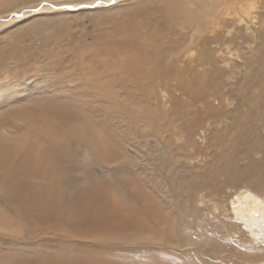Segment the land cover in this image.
I'll list each match as a JSON object with an SVG mask.
<instances>
[{"label": "rangeland", "instance_id": "rangeland-1", "mask_svg": "<svg viewBox=\"0 0 264 264\" xmlns=\"http://www.w3.org/2000/svg\"><path fill=\"white\" fill-rule=\"evenodd\" d=\"M195 3L200 6L202 3L204 8L200 14L190 16L189 10ZM201 3L196 0H0V121H3L0 123L3 124L0 126V135L13 138L19 129L25 130L26 126L25 119L13 117L11 115L15 114L4 112L5 110L29 104L37 108L39 102L53 96L56 90V95L62 98L58 104L72 107L76 102L85 113L83 116L98 108L102 112V120L107 117L104 121L108 124L107 132L110 131L117 145L122 142V151L129 155L130 160H125L127 164L121 158L113 161L114 163L100 165L92 159L89 153L91 150L81 146L75 138L66 142L64 149L69 148L72 154L67 158L64 149H60L64 140H48L44 146L54 148L52 157L56 160L53 173L56 170L62 172L61 176L71 190H89L93 183H98L99 187L109 192V198L112 195L119 196L122 202L117 209L124 215H131L135 209L141 208L142 203L136 195L139 186H142L169 212L167 221L170 223L165 224L160 220L153 224L152 221H145L138 230L112 231L113 234L107 233L110 236L108 242L102 243L100 240L101 243H97L95 235L98 229L95 230V225L89 220L66 223L56 213L26 219L29 215L18 208L21 200L15 203L17 207L15 204L11 207L0 188V211L6 205H9L10 210L7 217L0 218V223L8 228L11 224L15 227L14 233L0 226V264H11L14 259L19 263L23 261L24 264H33L38 255L50 254L52 251L55 253L54 250L61 243L66 247H73L74 243L80 247L84 244L87 249L103 248L107 251V259L121 262L122 257L127 258L121 262H126L124 264L149 261L155 254L154 250H162L174 264H186L187 259L188 264H223L219 260L226 264H264V189L260 195L254 194L256 197L240 201L239 197L247 192L243 187L236 193L225 186L221 194H209V188L200 187L204 173L208 169L209 172L214 170L215 166H212L217 162L216 148L212 142L214 134L223 130L232 132L236 129L238 120L248 117L249 112H257L256 105L251 102L252 96H245L249 90L255 95L258 84L246 78L251 74L250 66L256 68L261 64L260 59L257 60L255 49L263 41L264 0H201ZM131 9H138L146 21L149 20L147 17L155 15L161 22L167 13L163 28L166 30L168 26L171 29L169 35H164L157 57L173 69V74L170 73V77L163 82L156 83V88L151 92L144 89L136 91L134 96L117 86L118 95L134 97L132 100L137 108L158 106L163 115L160 123H154L151 127L142 115L136 116L126 108L119 109L118 105L111 108L108 104L114 103V100L109 99L108 103L107 97L97 91L92 92L90 89L92 100L86 97V101L91 100V105H85L77 92L80 89L79 83L75 85L63 75L61 77L63 69L65 71L71 65H76L78 55L87 58V55L106 42L103 40L108 39L110 34H115L118 38L120 29L124 28L126 21L133 15L142 17L130 12ZM160 12L163 13L160 15ZM171 32L177 33L179 39L176 44L180 42L179 45L171 42L178 38ZM197 50L205 54L208 50L207 54L220 69V74L212 82L207 103L196 99L192 91L183 94L182 81L177 77H192L195 70L210 68L208 64H196ZM184 64L189 69L176 75L174 70L185 68ZM57 77L60 82L55 83ZM241 81L243 90L234 92L238 84H242ZM59 84H63L61 89H57ZM132 89L136 90L134 84ZM216 92L219 99L212 97ZM143 102L150 106L142 104ZM100 115L94 114L91 118L101 119ZM135 117L139 118L135 120ZM260 117L258 112V121ZM133 121L135 123L132 124ZM258 123L254 119L252 124ZM252 132L253 128L247 126L248 138L253 137ZM29 142L38 146L37 149L42 146L38 137ZM238 145L241 146L242 143L239 141ZM258 154L255 156H260ZM30 173L31 170L20 177V183H27L28 191L37 193L38 198L47 199L53 185H58L44 187L49 176L54 174L48 170L45 175L41 172L39 177L36 174L26 176ZM119 175L121 179L118 178ZM218 178L222 179L223 176L219 174ZM129 188H134L137 192L134 189L130 191ZM60 207L63 206L53 204V208ZM42 208L39 204L34 207L36 211ZM251 215L258 216L262 221L251 226L246 220ZM177 222L180 230L185 233L180 245L163 243V238L148 239L157 230L158 224L174 226ZM62 225L68 235L66 238L60 237ZM70 232L76 234L75 239H69ZM79 234L85 235L87 239ZM118 250L122 253L119 257L115 253Z\"/></svg>", "mask_w": 264, "mask_h": 264}, {"label": "bare ground", "instance_id": "bare-ground-1", "mask_svg": "<svg viewBox=\"0 0 264 264\" xmlns=\"http://www.w3.org/2000/svg\"><path fill=\"white\" fill-rule=\"evenodd\" d=\"M196 1H199L201 3V0ZM202 8H204L202 3L201 6L198 3L193 4L189 10L190 16L200 14V12H202ZM130 12L142 15V13L139 12L138 9H131ZM162 13L163 12H160L158 14L161 15ZM163 17L164 19H167V13H165ZM143 18H145L144 15H142V17L133 15L126 21L124 28L120 29V36L118 38L115 34H110V36L113 37L109 36L108 39H104L103 41L106 42L94 52L87 55V58L81 54L78 55V59H75L76 65L73 67L71 65V67L65 71L63 69L61 72V77L63 75L66 80L71 81L74 84L79 83L80 89L77 92L81 95V99L83 98L82 101H84L85 105L90 104V101L92 100L90 92L91 89L92 92L97 91V93L106 96L108 103H110L109 99L114 100V103L112 102V104H108L111 106V108L114 107V105H118L120 106L119 109L126 108L132 111L130 113H135L136 116L137 114L142 115L141 117L144 120L147 119L149 121L150 126L154 125V123H160L163 113L159 111L158 106H153L150 108H141V106V109L137 108L134 106L135 101L132 100L134 99V97L130 98V95H128V97L118 95L117 90L118 86L120 89L128 90V92L133 96L136 91H141L144 89H148L151 92L154 88H156V83H161V81L163 82V80H166L165 78L170 77V73L173 74V69H170V66L167 63H163V61H161L157 57L158 49L162 46L161 41L164 35H169L168 32L171 29H168V26L165 25L167 27L166 30H164V19L160 22L159 18H156L155 15L152 17H147L149 19L148 21L144 20ZM262 33L263 41L255 49L256 55L258 57L257 60L260 59L261 64H259L260 66L256 68L250 66L251 74L248 78H246L248 81H255L258 84V92H256L255 95H252V92H250L249 90L248 94L245 96V98H251L252 96V101H250L256 105L257 112H249L248 117L240 119L238 121L236 120L237 127L236 129L234 128V130L232 129V132L223 130V132H216L217 134H214L212 142L214 143V147L216 148L215 159H217V162H215V164L212 166H215L214 170L209 172L208 169L204 173V180L200 185L201 189L209 188V194H221L225 186H227L228 189H233L237 193V190L243 187L247 190V192L239 197V200L242 201L243 199L248 197H256L254 194L260 195L264 189V26L262 27ZM173 34H175V37H178V35L176 36L177 33L174 32L172 33V35ZM178 39L179 37L177 39H172L171 42L175 45H179L180 42L176 44ZM207 52L209 53L208 50ZM207 52L205 54L203 51L197 50L195 62L197 65L201 66L208 64L210 65L209 69L202 67L199 71L195 70L194 73L192 72L193 79L192 77L177 76L178 79L182 81L181 86L183 89V94L185 92L192 91L196 99L203 101L205 100L206 103L207 101H209L207 98L211 93L212 85L216 80L218 74H220V69L218 68V66H216L215 61L207 54ZM204 55L205 57L203 58ZM186 58L188 60V57ZM183 61H185V59ZM247 64H249V62H247ZM188 69V65H185V68L181 67V69H176L174 70L176 71L174 73H176V75H179ZM39 75L37 74V76ZM57 79L58 80L55 81V83L60 82V79L58 77ZM126 80H130L131 82H127ZM241 83L242 84H238L234 92H241L243 90V81H241ZM66 84H68V82H66ZM133 84L135 85L136 90L132 89ZM62 85L63 84H59V86H57V89H61ZM129 85L130 87H128ZM56 94L57 90L55 91L53 96L50 95L46 98V100L39 102L40 105L37 108L31 107V105L29 104L25 107H13L4 111H8L9 114H15L11 115L13 117H22L26 120H23L24 122H26L25 130L19 129L15 137L5 138L4 136L0 135V188L2 189L3 196L7 197L5 198L7 200V203L11 207H13L18 200H21V206H19L18 208L22 209L25 214L29 215V218L26 219H32L33 217H39L48 213H56L60 217V219L62 221L65 220L66 223H70L69 221L74 220H89V222L93 223L92 225H95L94 229H98V231L100 232L99 233L97 231L95 235L97 243H99L100 240H102V243L108 242L107 239L110 237L108 234H113L112 231H128L135 228H137L138 230L139 228H142L141 224L145 221H152V223L155 224L156 222L161 220L165 224H170L167 221L169 212L166 211L164 207L163 209L161 204L158 202L159 200H157L151 192L147 191L142 186H139L138 195H136V197L138 196V200H140L142 203L140 204V202H138V200L136 199L137 203L141 205V208L135 209L131 215H129V213L128 215H124L122 211V213H120L118 211L119 209H117L119 208L118 204L122 202L119 199V196L112 195L109 198V192H106L103 188L99 187L98 183L95 182L92 184L93 190H83L81 188H75L74 190H71V188L68 186V184H66V181L61 176L63 175L62 172L60 173L55 169L57 172L53 173V166L56 160L52 157L54 148H46L44 146V144H46L48 140H64V144H62L63 147H60V149L63 150L66 146V142H68V140L71 138H75L81 146L87 147L91 150V152L89 153H91L92 159L100 165L113 162L116 159L121 160V158L124 164H127L125 160H130L128 158L129 155H126V153L122 151V142L117 145L116 139H113V135L110 133V131L107 132L106 128L108 124L104 122L107 117L104 119V121L102 120L103 116L100 115L102 113L101 110L97 108L95 110L96 113L95 111H92L83 116V114L85 113L81 110V106H78L76 102L73 106L71 105L72 107H69L65 104H58L57 102H59L60 100L62 101V98H60V96ZM53 97L54 99H52ZM86 97H90L91 100L87 102ZM212 97L219 99L217 92ZM80 103L81 102H79V105ZM142 104L150 106L146 102H143ZM123 112L126 111L124 110ZM216 112L218 113L217 110ZM216 112L213 111V113L217 114ZM258 112L261 116L259 121L257 120ZM94 114L100 115L101 119L91 118ZM108 114L110 113L108 112ZM138 118L139 117H135V120H137ZM254 119H256V122L259 123L252 124L254 122ZM134 121L132 122V124L135 123ZM2 122L3 121H0V123ZM107 122L110 124L109 121ZM129 122H131V120ZM248 122H250L251 124H247ZM132 124H130L131 127H133ZM2 125L3 124H0V126ZM123 126L124 125H122V127ZM149 126L147 128L151 127ZM247 126L253 128L254 132L251 133V136H253L251 138L247 137ZM229 128H231V125ZM130 131L131 130H129V132ZM37 137L41 142L40 145H42L40 146V148H38L39 150L37 149L38 146L29 142L32 140V138ZM130 138L131 137H129V139ZM239 141L242 143L241 146L238 145ZM64 152L66 153V155H64L67 158L72 156L71 150L69 148H65ZM257 153H259L260 156H255L257 155ZM34 169L36 170V172H33ZM30 170L31 173L26 176L36 174L37 177H39L42 175L41 172H43V175H45V172H47L48 170L51 172V174H54L49 176L50 179H48V182L44 187L48 188L52 184L58 185H53V188L50 189V192L48 194L49 197L47 199L42 200L38 198L36 196L37 193L28 191V187H26L27 183H20V180L22 179L20 177L27 174ZM219 174L223 176L222 179L218 178ZM120 177L121 176L119 175L118 178L121 179L122 177ZM132 189H130V191ZM134 191L136 190L134 189ZM134 191H132V195ZM133 196L135 199V195ZM65 200L67 201L66 203ZM56 203L60 204L63 207L53 208V204ZM74 203L76 206H74ZM38 204L43 208L39 210L37 209L36 211L34 207ZM9 205L2 207L3 209L0 211V218L8 216L7 213H9L10 211L8 209ZM49 207L51 209H48ZM121 207H123V205ZM35 213L37 214L36 216L34 215ZM246 220L250 223L251 226L262 221L258 216L254 215L246 217ZM0 226L5 227L8 230L10 229V232L15 231V227L12 224L9 228L4 226L3 223H0ZM63 226L64 225H62L60 231V237L66 238L68 237V235L65 233ZM212 229L214 228L212 227ZM31 230L33 231L32 228ZM74 232L69 233V239H75L74 236H76V234ZM184 234L185 233L180 230L179 222H177L174 226H165L162 224H158L157 230L153 234H151L148 239L163 238V243L180 245L181 240H184L185 238ZM80 236L86 238L85 235ZM72 244L73 247H66L63 246V243H61L60 246L54 250L55 253H53V251H50V254H40L35 259L36 261H33L35 262L33 264L126 263H121L127 259L123 257L121 259V262L118 260L115 261L107 259V251L103 248L100 249L99 247H96L97 250L95 248H92V250L91 248L87 249L84 244H81L82 247L78 246L79 244ZM114 246L117 247L116 245ZM28 250L31 249L29 248ZM32 251L34 252V250ZM161 251L154 250L155 254L153 255V257L149 261L141 262V264H174L173 260L169 259V257L167 258V256H165V253ZM20 252L24 253L22 251ZM0 253L2 252L0 251ZM115 253L118 257L122 254H120L119 250ZM30 257L32 258V256ZM219 261H221L223 264H226V262L223 260ZM130 262L133 261L130 260ZM24 263L23 261L22 263H19L16 259H14L11 264ZM186 264H188V259ZM191 264L194 263L191 262Z\"/></svg>", "mask_w": 264, "mask_h": 264}]
</instances>
